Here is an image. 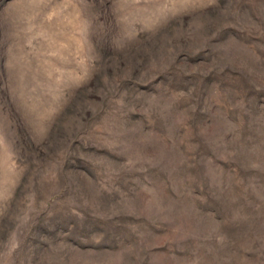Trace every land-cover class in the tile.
<instances>
[{
	"label": "rangeland",
	"instance_id": "1",
	"mask_svg": "<svg viewBox=\"0 0 264 264\" xmlns=\"http://www.w3.org/2000/svg\"><path fill=\"white\" fill-rule=\"evenodd\" d=\"M0 264H264V0H0Z\"/></svg>",
	"mask_w": 264,
	"mask_h": 264
}]
</instances>
